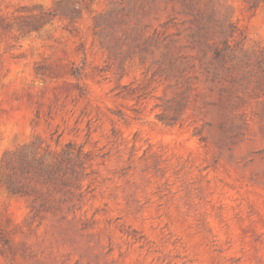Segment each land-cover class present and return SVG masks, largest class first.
<instances>
[{
	"label": "rangeland",
	"instance_id": "374dc122",
	"mask_svg": "<svg viewBox=\"0 0 264 264\" xmlns=\"http://www.w3.org/2000/svg\"><path fill=\"white\" fill-rule=\"evenodd\" d=\"M0 264H264V0H0Z\"/></svg>",
	"mask_w": 264,
	"mask_h": 264
},
{
	"label": "trees",
	"instance_id": "16d2710c",
	"mask_svg": "<svg viewBox=\"0 0 264 264\" xmlns=\"http://www.w3.org/2000/svg\"><path fill=\"white\" fill-rule=\"evenodd\" d=\"M62 14H65L64 13V10L62 8V5H61V2H58L57 4V7L54 9V10H46V11H41L39 13V15L37 17H35L33 20L31 21H28L26 23H23L19 26V28L22 30V31H30V30H37L39 29L43 23L47 22V21H50L52 20L55 16L57 15H62ZM78 14V11L73 9L71 11V14L70 16H75ZM165 56V55H164ZM203 72L205 73V75L207 76H210L211 79L213 80L216 76V73L213 72V71H210V69L208 67H204L203 68ZM196 78V77H195ZM188 97V96H187ZM186 98V97H184ZM182 104L180 103L179 104V108H181ZM160 120L162 122H164L165 124H173L174 121L176 120L174 117L172 118H165V117H159ZM66 146H70L69 143L66 144ZM10 182V181H9ZM12 190H17V191H20L19 187H11Z\"/></svg>",
	"mask_w": 264,
	"mask_h": 264
}]
</instances>
